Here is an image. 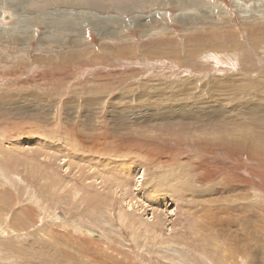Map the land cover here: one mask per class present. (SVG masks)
I'll use <instances>...</instances> for the list:
<instances>
[{
  "label": "rangeland",
  "instance_id": "rangeland-1",
  "mask_svg": "<svg viewBox=\"0 0 264 264\" xmlns=\"http://www.w3.org/2000/svg\"><path fill=\"white\" fill-rule=\"evenodd\" d=\"M14 1L0 264H264V0Z\"/></svg>",
  "mask_w": 264,
  "mask_h": 264
},
{
  "label": "crops",
  "instance_id": "crops-1",
  "mask_svg": "<svg viewBox=\"0 0 264 264\" xmlns=\"http://www.w3.org/2000/svg\"><path fill=\"white\" fill-rule=\"evenodd\" d=\"M49 1V0H48ZM238 1V0H237ZM14 0H2V2L0 3V22L2 23V24H8V22L9 21H13V18L12 19H10L9 20V18L10 17H12V16H14L15 14H17V12H13V8H15V9H21V8H17L18 6H15L14 5ZM43 3H45V2H43ZM13 4V5H12ZM33 4H36V2H32L31 4H28V5H26V4H24V3H22V4H20V5H25V7L24 8H30V7H32V5ZM37 4H39V5H37V6H42V7H45L43 4H41V3H37ZM72 5H74V6H79V4H72ZM72 5H70V6H72ZM234 5V4H233ZM47 6V5H46ZM50 6H54V7H69V5L68 4H66V3H62V4H53V5H50ZM79 7H82V6H79ZM234 7L235 8H239L240 10H242V11H244V12H242L241 14H238L240 17H242V18H244V17H246V18H248V17H255V15H256V13H251L250 15H249V13H248V9L249 8H252L251 6H248V7H246L245 5H242L241 6V3L239 4V5H234ZM28 11H29V13H30V10L29 9H27ZM10 13H14V14H10ZM18 13H24L23 12V10L22 11H20V12H18ZM244 13V14H243ZM24 15V14H23ZM35 17V16H34ZM229 17L230 16H228L227 15V19H229ZM2 18V19H1ZM31 18V17H30ZM34 18L32 17L31 18V21L33 20ZM3 20H6V21H3ZM51 20V19H50ZM230 20V19H229ZM228 20V21H229ZM251 20L249 19L246 23H251L250 22ZM42 22H44V20L43 21H39V24H41ZM61 21H58L57 23H60ZM16 25H17V23H16ZM82 23H81V29H82ZM27 27H28V25H27ZM8 29H9V27H7V26H0V36L1 35H3V38L4 39H8V33L9 32H11L12 30H10V31H8ZM13 29H16V30H20L21 29V27H19V25H17V26H15ZM76 29H77V27H76ZM231 30H234V29H230L229 31H231ZM230 34L231 35H229V38L230 39H232V38H236L237 39V37H238V34H235V35H233V33L232 32H230ZM45 37L47 38V35H45ZM16 40L15 39V37L13 36V35H10V37H9V39H8V41H10V43H12V44H15V41L14 40ZM237 41V40H236ZM74 41H72V45H74ZM239 45H241L240 43H238V42H232L231 40H229V39H227V37L225 36V38L223 39V41H222V43L220 44V46H222L223 47V49H227V50H231V51H229V52H226L227 54H225V55H231V57H237V55H236V53H232L233 52V50H232V48H234V47H236V46H239ZM211 53H213V54H215V55H223V54H218V53H216L215 52V50H213V52H211Z\"/></svg>",
  "mask_w": 264,
  "mask_h": 264
},
{
  "label": "bare ground",
  "instance_id": "bare-ground-1",
  "mask_svg": "<svg viewBox=\"0 0 264 264\" xmlns=\"http://www.w3.org/2000/svg\"><path fill=\"white\" fill-rule=\"evenodd\" d=\"M236 3H239L238 1H236V0H234ZM236 10V9H235ZM228 11V10H227ZM240 11V10H239ZM238 12V11H237ZM244 12V11H243ZM239 13V12H238ZM240 13H242L241 11H240ZM244 14V13H243ZM91 21V20H90ZM156 21V20H155ZM244 22V21H243ZM150 29V28H149ZM154 29V28H153ZM152 30V29H151ZM152 33V32H151ZM153 33H155V32H153ZM132 42V41H131ZM136 55V54H135ZM145 55V54H144ZM64 61V60H63ZM69 61V60H68ZM75 61V60H74ZM1 100H3L2 102H0V105H3V103H5V98H3V97H1ZM170 114V111H167L166 113H165V115L166 116H168ZM165 115H164V120L166 121V119L168 118V117H165ZM166 122H168V121H166ZM173 126L174 125H169V126H167V128L166 129H172L173 128ZM186 126V125H185ZM256 136H262V133L261 134H257ZM77 138V137H76ZM254 138H255V136H254ZM218 140H220L219 142H220V144H223V141H222V139L219 137L218 138ZM254 141L255 142H252V141H247L246 139H243V140H241V141H239V142H237L235 145H234V149L235 150H238V151H243V152H245L247 155H249V157H259V156H261V152L259 151V150H257L256 149V144L255 143H257V139H254ZM20 142V141H19ZM89 142V141H88ZM205 142V141H204ZM207 143V142H206ZM206 143H204V144H206ZM219 145V144H218ZM46 147H48V146H46ZM51 148H52V146H51ZM53 148H56V147H53ZM21 149V148H20ZM57 149H58V147H57ZM93 149V148H92ZM60 150V149H59ZM54 151H55V149H54ZM61 151V150H60ZM56 152H57V150H56ZM61 153V152H60ZM100 154V153H99ZM119 170H121V169H119ZM123 170V169H122ZM128 170V169H127ZM129 172H130V169L128 170ZM129 172H128V174H127V172H126V174H127V176L129 175ZM253 183H255V182H253ZM191 184V183H190ZM189 189V188H188ZM152 195V194H151ZM153 196V195H152ZM129 200V199H128ZM126 202H127V200H126ZM129 203V202H128ZM131 203V202H130ZM148 205V204H147ZM156 209V208H155ZM133 211V210H132ZM152 214V213H151ZM155 214V213H154ZM161 217V216H160ZM153 218V217H152ZM158 218V217H157ZM156 219V218H155ZM157 220V219H156ZM149 222V221H148ZM155 222V221H154ZM162 222H164L163 221V219L161 218V223ZM149 223H151V222H149ZM159 223H160V219H159ZM164 225V224H163Z\"/></svg>",
  "mask_w": 264,
  "mask_h": 264
}]
</instances>
